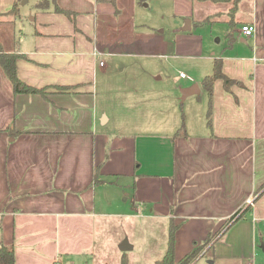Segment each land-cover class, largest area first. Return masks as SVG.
<instances>
[{
    "label": "crops",
    "instance_id": "0c3cea01",
    "mask_svg": "<svg viewBox=\"0 0 264 264\" xmlns=\"http://www.w3.org/2000/svg\"><path fill=\"white\" fill-rule=\"evenodd\" d=\"M15 1L0 0V13ZM126 1L55 0L74 18L52 1L30 26L18 18V76L48 90L14 95L0 71V245L14 246L16 264H94L97 254L108 264L98 240L106 242L107 216L120 215L121 204L104 200L112 190L176 227L177 261L212 234L193 264H264V0L237 1L241 27L210 59L241 82L228 90L215 81L212 127L203 78L165 80L145 35L114 30L133 25L129 8L146 0ZM243 1L249 12L237 21ZM196 39L179 49L207 58ZM96 168L109 181L95 183Z\"/></svg>",
    "mask_w": 264,
    "mask_h": 264
},
{
    "label": "rangeland",
    "instance_id": "374dc122",
    "mask_svg": "<svg viewBox=\"0 0 264 264\" xmlns=\"http://www.w3.org/2000/svg\"><path fill=\"white\" fill-rule=\"evenodd\" d=\"M126 2L129 4L130 0ZM34 3L35 0H30L21 5L22 18L28 26L33 22L37 12ZM235 3H237L236 0H146L143 3L138 1L135 7L129 8L134 24H125L128 29L120 25L114 30L128 33L131 26L134 30H131L134 32L133 36L142 37L145 35L150 41L152 51H154L152 53L156 52L153 59L154 65L162 71L166 69L163 72L165 80L168 78L180 79L182 72L199 80L212 72L210 59L213 57V53L219 55L226 48L228 43L226 31L229 28L226 20L230 18V13L226 14V12ZM246 4L247 2L243 1L241 5L243 10ZM245 11L244 16L239 13L236 18L237 21L243 20L249 9L245 8ZM208 16L214 19L213 22H201ZM189 21L191 22L190 28L187 27ZM10 25V30L13 32H9L11 36H14L16 29L24 27L20 19H16ZM0 26L3 25L0 24ZM237 27H241L239 23H237ZM2 30L3 28L0 27V33ZM195 38L202 46V54L207 58L187 54L193 47L190 44L188 47L182 46L179 49V42L193 41L194 43ZM133 43H135L134 40L131 42L132 46ZM176 51L186 52V54L176 53ZM160 54L166 55L162 57ZM148 59L145 62H148ZM183 97L184 94L181 90V98ZM119 183H124V186L120 188L122 190L127 183H130V179L124 176L119 180ZM128 186L125 191L131 195L132 188L130 185ZM112 192L110 190L108 194L104 195L106 205L110 207L111 203L109 202L113 199L114 205L117 202V204H121L122 207L120 208L122 209L119 208L118 210L120 215L107 216L108 234L106 242L100 244L98 240V246L101 245L100 248L104 249L108 264H121L120 248L124 242L133 246V249L127 252L128 264H157L155 260L162 258L167 250L171 233L170 225L164 220L140 215L132 198L123 202L118 194ZM100 198L98 191V201ZM211 253L212 251L206 257H211ZM101 259L100 255L97 254L94 264H107Z\"/></svg>",
    "mask_w": 264,
    "mask_h": 264
},
{
    "label": "trees",
    "instance_id": "16d2710c",
    "mask_svg": "<svg viewBox=\"0 0 264 264\" xmlns=\"http://www.w3.org/2000/svg\"><path fill=\"white\" fill-rule=\"evenodd\" d=\"M23 1L24 0H16L13 7L9 11L0 13V24L4 26L3 30L0 33V71H2V73L11 82L14 95L19 93H25V94H41L47 96L48 87H36L30 85L24 82L18 76L17 73L16 63L18 58L21 57L22 54L20 53V50L18 48L19 39L16 37L15 34L14 36L9 35V32L11 31L10 24L15 22L16 19L22 16L21 5ZM51 1L55 3V0L39 1L37 2L36 7H39L41 9H48L50 7ZM141 1H145V0H141ZM237 1L238 0H236V2ZM55 8L58 12L64 13L70 18H74L75 13L73 11L61 8L56 3H55ZM236 9L237 7L235 3V5L231 8L230 18L226 21L229 27V32L227 34L229 44H231L235 39L233 31L237 26V22L235 20ZM213 20L214 19H211V16H208L207 18L201 20V22L203 23L213 22ZM218 79L223 80L224 86L228 90H230L233 85L241 83L239 80L231 78L224 72L223 60L221 57H215L213 59L212 72L210 74L205 75L202 79L203 87L208 93L211 103L208 113V124L211 127H212L211 116H212L213 89H214V83ZM62 89H66V87ZM6 130H8L12 136H15L17 134L13 125H8L6 127ZM179 133L180 132H178V134ZM106 181L109 180L105 179L102 176L101 172L96 168L94 173V182L101 183ZM242 216L243 213H240V211L237 212L228 220V225L229 226L232 225ZM175 231H176V227H174V225L172 224L167 250L164 256L157 261V264H193L194 261L201 255L204 248L212 242L215 236L211 234L201 244L196 245L190 252H188L185 256H183L180 260L177 261L175 255ZM213 245L214 244L212 243V245L210 246L211 249H213ZM126 256H127V252H123L121 264H128ZM0 264H16L15 248L13 245H5V244L0 245Z\"/></svg>",
    "mask_w": 264,
    "mask_h": 264
},
{
    "label": "built area",
    "instance_id": "2783aa9c",
    "mask_svg": "<svg viewBox=\"0 0 264 264\" xmlns=\"http://www.w3.org/2000/svg\"><path fill=\"white\" fill-rule=\"evenodd\" d=\"M242 32L247 37L253 36L254 33L256 32L255 24H247V25L242 26ZM181 77L189 78V76L187 74L183 73V72L181 73ZM247 264H255V260L252 259Z\"/></svg>",
    "mask_w": 264,
    "mask_h": 264
},
{
    "label": "water",
    "instance_id": "95a60500",
    "mask_svg": "<svg viewBox=\"0 0 264 264\" xmlns=\"http://www.w3.org/2000/svg\"><path fill=\"white\" fill-rule=\"evenodd\" d=\"M24 2H25V1H23V4H24ZM187 27H188V28L191 27V22H190V21L188 22ZM183 94H184V97H185V95H186L185 91H183ZM184 97H183V98H184ZM121 249H122L123 252H127V251H129V250L132 249V246H131L129 243L124 242V243L122 244V246H121ZM211 262H212V261H211Z\"/></svg>",
    "mask_w": 264,
    "mask_h": 264
}]
</instances>
